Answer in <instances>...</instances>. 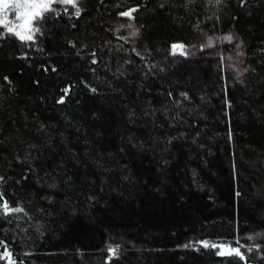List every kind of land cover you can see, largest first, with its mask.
Listing matches in <instances>:
<instances>
[{"label": "trees", "instance_id": "obj_1", "mask_svg": "<svg viewBox=\"0 0 264 264\" xmlns=\"http://www.w3.org/2000/svg\"><path fill=\"white\" fill-rule=\"evenodd\" d=\"M80 8L0 26V264H264V0ZM231 32L242 77L172 52Z\"/></svg>", "mask_w": 264, "mask_h": 264}, {"label": "snow or ice", "instance_id": "obj_2", "mask_svg": "<svg viewBox=\"0 0 264 264\" xmlns=\"http://www.w3.org/2000/svg\"><path fill=\"white\" fill-rule=\"evenodd\" d=\"M60 3L65 5H71L74 9V15L76 17H79L81 15V8L79 7L78 0H0V25H3V27L7 30L8 33L14 35L22 42H34L36 35L42 34L41 33V27L37 21H42L44 19V15L47 12H55V9L52 7L53 4ZM13 9L17 14L15 16L16 21H23L19 24H13L10 23L8 20V9ZM66 11V9H65ZM136 9H132L131 11L124 12L121 15L131 18L132 13L135 12ZM227 40L231 41L233 37L231 35L226 37ZM209 45H211V41H209ZM181 55H186V49L183 44H173L172 45V52L175 55L177 52ZM68 90L65 89V92ZM93 91H95L93 89ZM59 103H63L64 100L61 99L58 101ZM0 180H2V177H0ZM3 212L9 213L10 211H21L22 209L15 208L10 209L9 205L5 201L3 203ZM203 244V247H218L217 244L211 243L208 241L201 242ZM187 247V245H186ZM220 251L218 252V255L224 256V255H237L241 259H244L243 254L240 252L239 247L236 248H225L222 245L219 246ZM251 251V249H249ZM110 252L113 256L116 255L118 252V248L110 249ZM10 258L11 254H7ZM10 264H12L10 260Z\"/></svg>", "mask_w": 264, "mask_h": 264}, {"label": "rangeland", "instance_id": "obj_3", "mask_svg": "<svg viewBox=\"0 0 264 264\" xmlns=\"http://www.w3.org/2000/svg\"><path fill=\"white\" fill-rule=\"evenodd\" d=\"M78 2L80 7L82 6L84 0H78ZM52 7L55 9V11L61 8L74 9L71 5H65L60 3L53 4ZM7 11L8 20L10 23L19 24L23 22L22 20H15V16L17 13L13 9L9 8ZM0 26L3 27V25ZM117 28L121 33H124L123 38L125 40H131V38L136 39L140 35L137 25L133 22L132 17H127V22H125V20L119 21L117 23ZM229 35L233 37L231 41L226 39V37ZM209 41H211V45H209ZM185 49L187 52L186 57L195 58L199 55L206 57H214L218 59L219 64H222L223 69L229 74L234 75L236 77L244 76L245 55L243 52V43L242 40H240V38L238 37V35L234 32L220 36L204 34L202 43H199L198 45H187L185 46Z\"/></svg>", "mask_w": 264, "mask_h": 264}, {"label": "water", "instance_id": "obj_4", "mask_svg": "<svg viewBox=\"0 0 264 264\" xmlns=\"http://www.w3.org/2000/svg\"><path fill=\"white\" fill-rule=\"evenodd\" d=\"M243 260H245V258Z\"/></svg>", "mask_w": 264, "mask_h": 264}]
</instances>
